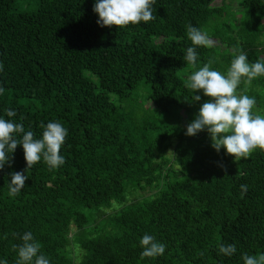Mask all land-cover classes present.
Returning a JSON list of instances; mask_svg holds the SVG:
<instances>
[{
	"label": "trees",
	"instance_id": "obj_1",
	"mask_svg": "<svg viewBox=\"0 0 264 264\" xmlns=\"http://www.w3.org/2000/svg\"><path fill=\"white\" fill-rule=\"evenodd\" d=\"M211 1L154 0L155 19L117 29L97 24L95 0H0V118L37 139L42 123L68 131L65 163L50 169L41 159L18 195L7 183L27 167L22 146L0 170V262L16 264L13 246L27 232L49 264H244V254L264 255V150L235 161L212 148L207 130L187 136L174 124L180 113L191 123L210 99L185 86L186 74L209 61L226 74L237 48L264 62V0L236 3L241 46H196L195 67L184 61L188 24L223 38L224 22L212 21L225 12ZM232 18L224 14L231 28ZM244 79L238 95L254 97L253 114L264 116V75ZM170 141L174 167L162 155ZM145 234L166 245L163 255L141 258ZM228 244L236 252L219 253Z\"/></svg>",
	"mask_w": 264,
	"mask_h": 264
},
{
	"label": "clouds",
	"instance_id": "obj_2",
	"mask_svg": "<svg viewBox=\"0 0 264 264\" xmlns=\"http://www.w3.org/2000/svg\"><path fill=\"white\" fill-rule=\"evenodd\" d=\"M153 3L154 0H95L93 11L99 17L97 24L100 27L115 26L118 29L155 19L150 7ZM186 35L193 46L187 48L183 59L195 67L198 59L196 46L211 47L213 41L207 33L191 24L186 26ZM236 51L238 55L231 61L226 74L211 70L209 61L194 71L185 85L193 93L202 90L203 95L210 98L201 105L198 114L187 125L185 134L195 136L206 129L212 141V148L217 152L225 149L226 154L234 157L235 161L247 158L257 148L264 150V116L253 114L256 104L254 97L237 95L236 91L242 78H246L243 80L245 85H250L256 77L264 75V62L258 60L256 63H249L247 53L239 48ZM2 68L0 65V70ZM4 91L0 88V94ZM193 99L198 102L201 97L195 95ZM6 115L11 118L17 113L15 110H7ZM20 119L23 120L24 117L21 116ZM40 128L43 129L42 138L37 139L32 131L25 132L22 123L0 118V170L6 164L10 166L12 154L18 146L23 147L27 165L24 172L10 173L11 182L7 183L10 197L21 192L28 179L27 171L41 159L50 169H56L65 163L60 149L68 135L67 129L57 121L49 122L46 126L42 123ZM247 189V185H241V198ZM21 239L19 246H13L18 253L16 264H49L46 256L38 255L41 245L34 240L31 232L25 233ZM139 243L143 248L142 259L163 255L166 249L165 244L156 241L155 237L149 234H145ZM235 252L234 244L219 246V253L225 256H232ZM242 259L244 264H264V255L257 257L244 254Z\"/></svg>",
	"mask_w": 264,
	"mask_h": 264
},
{
	"label": "rangeland",
	"instance_id": "obj_3",
	"mask_svg": "<svg viewBox=\"0 0 264 264\" xmlns=\"http://www.w3.org/2000/svg\"><path fill=\"white\" fill-rule=\"evenodd\" d=\"M237 1L238 0H213V1H211V3H210L211 7H219V8H221L223 10L222 12H225V13H221L220 16L219 15L216 16V18H214L213 21H212V23L215 24V23L218 22V19L219 20L222 19L221 21H223L224 23L222 24L221 29L223 27H225L224 30L222 29L223 30V34L220 35L223 38H218V39L210 38L213 41L212 46H223V47L227 48L229 51L230 50L232 51L233 47H235V46L236 47L241 46V44L237 41L238 39H237L236 35L234 34L235 29L238 26L239 15H241V12H236V9L239 10L238 4H236ZM219 5H222V6H219ZM223 5L226 6V8H224ZM224 14H226L228 17L231 15L233 17L232 18V22L236 23L237 25H235L233 28H231V23H228L227 21H225ZM208 30L210 32L209 28H208ZM227 37L229 38V40H226ZM260 40L261 39L259 38V41ZM261 48L262 47L257 46L256 50L260 51V50H262ZM259 58L260 59H264V54L263 53L259 54ZM192 73L193 72H190V73L186 74V77L188 78ZM237 89H238L237 90L238 91L237 95H238L241 91H243L244 87L239 85L237 87ZM137 99H138V101H140V102L142 101L143 102L141 94H140V96H138ZM141 104L139 102H137V101L133 102L132 103V109L136 108L138 111H140V109L142 108V111L144 112L143 107H144L145 103H143L142 106H141ZM180 115H181L180 116L181 118L177 122H174V124H176V126H178L181 129H183V127H184L187 130L186 117H184L183 114H181V113H180ZM164 121L168 122V119L165 118ZM171 143L172 142L170 141L169 144H166V148L162 152V155H163V158H165V160L166 159L168 160V165L170 167H174L176 165V159H175V153H174V145L171 144ZM169 152H171V153H169ZM134 195L135 194L130 191V192L127 193V198L128 197H133ZM109 212H111V211H109V209L105 210L104 214L109 213ZM72 231H70V232L72 233ZM67 237L69 238V235H67Z\"/></svg>",
	"mask_w": 264,
	"mask_h": 264
}]
</instances>
